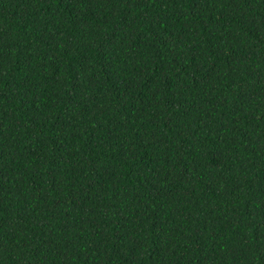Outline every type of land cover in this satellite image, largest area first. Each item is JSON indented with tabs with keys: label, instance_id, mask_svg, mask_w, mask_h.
Segmentation results:
<instances>
[{
	"label": "trees",
	"instance_id": "trees-1",
	"mask_svg": "<svg viewBox=\"0 0 264 264\" xmlns=\"http://www.w3.org/2000/svg\"><path fill=\"white\" fill-rule=\"evenodd\" d=\"M0 264H264V0H0Z\"/></svg>",
	"mask_w": 264,
	"mask_h": 264
}]
</instances>
